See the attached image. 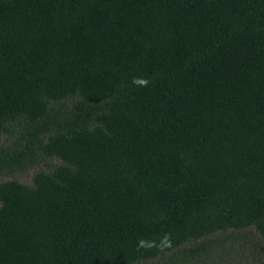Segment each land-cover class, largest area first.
<instances>
[{"label": "trees", "instance_id": "16d2710c", "mask_svg": "<svg viewBox=\"0 0 264 264\" xmlns=\"http://www.w3.org/2000/svg\"><path fill=\"white\" fill-rule=\"evenodd\" d=\"M31 169L0 181V264H199L253 231L228 263L264 264V0H0V177Z\"/></svg>", "mask_w": 264, "mask_h": 264}, {"label": "rangeland", "instance_id": "374dc122", "mask_svg": "<svg viewBox=\"0 0 264 264\" xmlns=\"http://www.w3.org/2000/svg\"><path fill=\"white\" fill-rule=\"evenodd\" d=\"M49 163L55 165L58 164L59 162L52 161ZM36 171L37 169H31L26 173L7 172L6 176L0 177V181L15 179L26 184H31L32 177ZM224 236L225 235H222L221 237ZM259 244L261 245L263 244V242L255 231H253L249 236L239 235L238 240L235 241L227 240L223 244V246H221L222 248L220 247L217 250H212L211 253L205 257L204 261L203 260H201V262L199 261L200 262L199 264H229L228 258H233L236 255H238L239 258H247L252 262L254 260V257H256L259 254V252H261ZM172 257H173L172 254H168L166 258L156 259L142 264H174V261L171 260ZM238 262H244V261L239 260Z\"/></svg>", "mask_w": 264, "mask_h": 264}]
</instances>
